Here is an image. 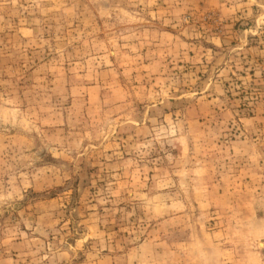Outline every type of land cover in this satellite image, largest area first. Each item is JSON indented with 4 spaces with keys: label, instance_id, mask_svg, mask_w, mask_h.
I'll list each match as a JSON object with an SVG mask.
<instances>
[{
    "label": "rangeland",
    "instance_id": "1",
    "mask_svg": "<svg viewBox=\"0 0 264 264\" xmlns=\"http://www.w3.org/2000/svg\"><path fill=\"white\" fill-rule=\"evenodd\" d=\"M0 264H264V0H0Z\"/></svg>",
    "mask_w": 264,
    "mask_h": 264
},
{
    "label": "bare ground",
    "instance_id": "2",
    "mask_svg": "<svg viewBox=\"0 0 264 264\" xmlns=\"http://www.w3.org/2000/svg\"><path fill=\"white\" fill-rule=\"evenodd\" d=\"M262 245V244H261Z\"/></svg>",
    "mask_w": 264,
    "mask_h": 264
}]
</instances>
